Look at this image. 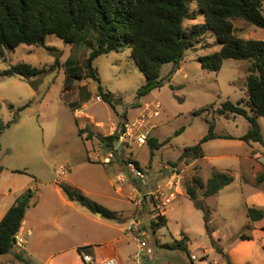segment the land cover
Here are the masks:
<instances>
[{"label": "rangeland", "instance_id": "rangeland-1", "mask_svg": "<svg viewBox=\"0 0 264 264\" xmlns=\"http://www.w3.org/2000/svg\"><path fill=\"white\" fill-rule=\"evenodd\" d=\"M262 7L264 11V0ZM189 11L195 13V18L185 19V28L204 22L196 0L190 1ZM231 22L236 35L264 40V28L243 19ZM219 48L215 34L206 30L194 47L185 51L179 71L167 77L171 64H163L160 70V76L165 77L163 85L141 97L136 93L145 77L129 58V49L100 54L93 60V66L104 90L112 92L113 105L99 97L97 82L83 67L91 49L87 43H66L50 34L43 45L21 44L15 48H2L0 122L8 126L0 133V196L5 193L12 196L13 192L19 195L24 191L20 186L25 182H31L36 191L40 180L55 179L58 184L65 183L81 190L76 182L86 190L85 193L81 191L87 197L108 204L110 209L124 215L133 209L131 219L142 220L138 227L144 231L142 238L152 250L148 253L146 247L143 249L141 264H191L189 251L203 254L205 248H212L214 244L223 242L229 245L237 238L242 239V234H251L257 223L248 218L245 203L256 182L245 157L258 153V157L264 160V143H240L237 137L249 129L250 122L239 114L225 116L217 112L225 100L236 103L246 99L244 84L249 65L247 60L225 59L218 72L202 69L197 57ZM67 60L82 69L71 88L65 82L64 63ZM19 63L35 67L39 72L29 79L18 74H4ZM34 80L37 89L29 84ZM154 103L160 105L159 115L145 120L142 131H148V134L145 142L140 144L136 139L138 131H134L132 137L123 131L126 124L143 111L147 112L152 107L148 108V105ZM199 107H204L203 113L193 115L192 111ZM211 119L215 122L214 132L235 138L211 140L205 145L207 155H234L236 158L223 157L215 161L234 177L227 187L207 197L201 195L203 187L197 188L198 202L208 210L211 229L207 230L204 212L194 206L185 185L192 184L198 175L205 179L212 169L202 160L189 165L190 159L179 158L185 147L192 146L207 133L208 120ZM257 123L264 140V117L259 116ZM180 128L183 130L176 133ZM78 129H81V135ZM150 137L159 141L170 137V140L155 149L151 156ZM108 153H111V160L104 164L102 159ZM133 161H137L139 169L143 170L142 178H134L130 171L128 163ZM165 165L174 166L180 172L181 187L165 210L167 224L153 232L150 221L154 216L150 214L149 203L134 204L133 197L137 192L147 193L163 184L170 174ZM120 184L126 198H119L115 192V186ZM105 191L122 201L103 198L100 194ZM145 212L148 213L142 219L141 214ZM211 231L218 232L221 239L211 237ZM127 234L125 253L130 263L138 248L132 233ZM182 234L189 237L190 243L185 249L177 244ZM159 241L172 246L162 248L157 244Z\"/></svg>", "mask_w": 264, "mask_h": 264}, {"label": "trees", "instance_id": "trees-1", "mask_svg": "<svg viewBox=\"0 0 264 264\" xmlns=\"http://www.w3.org/2000/svg\"><path fill=\"white\" fill-rule=\"evenodd\" d=\"M191 0H0V51L2 48H15L21 44L43 45L47 35H55L66 43H87L90 52L83 67L88 76L97 82L99 96L112 104V92L104 90L100 83L93 60L100 54L129 49V58L143 73L145 82L138 89L136 96L141 97L154 88L163 85L165 77L160 76L163 64L170 63L167 77L175 73L184 59L185 51L194 47L206 30L212 31L220 48L210 54L197 57L202 69L218 72L225 59L247 60L245 76L246 99L233 103L222 102L218 114L229 116L239 114L249 122V129L239 137L245 142L264 143L259 116L264 117V40L243 38L234 33L232 20L243 19L248 23L264 28L262 0H196L203 14V23H194L189 28L183 26L185 19H194L195 13L189 11ZM92 39H91V38ZM81 67L67 60L64 63L65 82L72 87L75 78L81 75ZM38 69L19 63L10 67L4 74H18L25 78L36 76ZM204 107L192 111L201 115ZM8 126L0 122V133ZM214 119L208 120V131L198 142L185 147L179 160L194 159L204 155L203 143L217 137L235 138L231 135H216ZM183 129L176 131L179 133ZM81 135V129H78ZM170 137L159 141L150 137L148 145L153 155ZM134 165L139 168L137 161ZM192 184L185 185V191L194 206L204 212V221L208 230V210L198 202L197 188L203 187L201 195L207 197L233 181V176L225 171H213L202 182L197 176ZM264 181V172L256 176V182ZM198 184V186H197ZM60 188L69 200L76 201L93 213L99 212L107 219L119 220L120 216L112 209L90 199L81 190L65 183ZM33 188L21 192L15 202L0 219V256L8 254L14 247V235L18 232L26 209L34 195ZM246 214L252 221L264 218V210L255 206L247 207ZM164 214L155 215L150 226L152 230L164 226ZM264 229V224L261 226ZM242 238H249L242 234ZM186 236L182 234L177 244L184 249ZM89 246L79 247L81 252ZM14 260L25 264L32 263L22 251L13 252Z\"/></svg>", "mask_w": 264, "mask_h": 264}, {"label": "crops", "instance_id": "crops-1", "mask_svg": "<svg viewBox=\"0 0 264 264\" xmlns=\"http://www.w3.org/2000/svg\"><path fill=\"white\" fill-rule=\"evenodd\" d=\"M179 69L180 67L176 72H178ZM214 133L216 135H230ZM214 139L216 138L204 142V155L199 158L190 159L188 164H197L202 160V162L210 164L209 167L212 169V172H227L226 168L219 167L215 164V161L223 157L235 159L236 156L220 154H211L208 156L205 145ZM238 140L240 143L243 141L240 139ZM97 157L99 158V152H97ZM245 160L251 168L252 177L255 178L254 181L256 182V176L264 172V160L258 157V153L248 154ZM199 167L198 164V168ZM70 170L71 168H69V171ZM209 176L205 179L200 175L197 177H199L202 182H205ZM39 182L40 185L31 198L21 226L17 232L22 239V245L20 247L14 246L10 253L4 256L2 255L3 257L0 256V264H25L13 258V252L19 251H22L34 264H86L81 257L82 251H79V247L81 246H89V253L96 259L113 257L118 259L120 264H129V257L125 253L127 251L125 241L129 238L127 226L131 218H133V209L129 210L125 215L123 212L112 209L118 213L120 219H107L102 217L101 214L98 215L91 212L76 201L69 200L55 179L40 180ZM75 185L84 191V193L86 192V190L76 182ZM254 185L256 186L248 192L245 203L246 209L249 206H255L264 210V181L260 183L256 182ZM29 187H33L31 186V182H25L20 186V189L23 188V190H25ZM114 189L118 197L121 196L126 198V193L122 188V184L115 186ZM13 191L14 190L10 192ZM12 194L13 195L10 196L8 193H5L3 196H0V219L18 196L15 192ZM100 195L110 201H122V199H119L120 197L118 198L107 191ZM102 205L110 209L108 204ZM147 213L148 212L141 214V218L144 219ZM164 215L166 217V211ZM214 220H216L215 217ZM141 221L142 220H138L139 223ZM254 222L257 224L252 229L251 234H247L250 238H237V240H234L229 245L220 242V245L214 244L212 248H205L203 253L208 257L213 254V257L210 258L215 260L226 259L231 264H264V229L261 228L264 224V218ZM207 227L208 230L211 229L209 224H207ZM159 228L152 231L155 232L159 230ZM210 234L214 239H221L218 232L211 231ZM132 235L136 243L135 245L138 248V243L134 234L132 233ZM187 237L188 236H186V246H189L188 243L190 242ZM157 244L162 245V248H169L172 246V244L161 241Z\"/></svg>", "mask_w": 264, "mask_h": 264}, {"label": "built area", "instance_id": "built-area-1", "mask_svg": "<svg viewBox=\"0 0 264 264\" xmlns=\"http://www.w3.org/2000/svg\"><path fill=\"white\" fill-rule=\"evenodd\" d=\"M150 106H152L151 109H147V112L143 111L139 115V117H137L131 123L126 124L125 131H123L126 135L131 137L134 131H138L136 139L140 144L145 142L146 135L148 134V131H142V129L144 128L145 120L150 118L151 116L159 115V103L148 105V108ZM110 160L111 153H108V155H106L102 159L104 164H108ZM128 166L130 167V171L133 172L134 178H142L144 176L143 170L137 168L133 163L129 162ZM165 167L169 168L170 174L163 184H159L155 190H150L147 193L140 194L137 192V195H134L133 197L134 204L148 202L150 205V214H152L153 216L157 214H164L167 206L172 203V201L176 198L177 194L180 192V172L177 171L176 167L174 166L165 165ZM118 178L122 180L120 176H118ZM138 224V221H136L135 219H131L127 226V230L134 234V237L138 243V251L135 253L133 261H131L129 264H141L140 262L143 258L142 251L145 247L147 248L148 253L151 252V248L147 245V241L142 238V236L144 235V231L139 230ZM21 245L22 239L16 233L14 235V246L20 247ZM81 257L86 264H120V262L116 258L110 257L104 259H96L89 252H82ZM189 259L191 264H231L226 259H210L205 253L196 254L193 251H189Z\"/></svg>", "mask_w": 264, "mask_h": 264}, {"label": "water", "instance_id": "water-1", "mask_svg": "<svg viewBox=\"0 0 264 264\" xmlns=\"http://www.w3.org/2000/svg\"><path fill=\"white\" fill-rule=\"evenodd\" d=\"M29 84L31 85L32 88L37 89V83H36L35 80L34 81H29ZM133 183L135 184V181H133ZM96 214L100 215L99 212H96Z\"/></svg>", "mask_w": 264, "mask_h": 264}]
</instances>
